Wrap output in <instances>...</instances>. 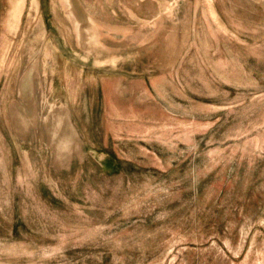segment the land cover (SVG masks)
<instances>
[{
	"label": "rangeland",
	"instance_id": "obj_1",
	"mask_svg": "<svg viewBox=\"0 0 264 264\" xmlns=\"http://www.w3.org/2000/svg\"><path fill=\"white\" fill-rule=\"evenodd\" d=\"M85 2L137 58L93 90L51 58L92 157L14 135L1 27L0 264H264V0ZM105 151L129 173L105 175Z\"/></svg>",
	"mask_w": 264,
	"mask_h": 264
},
{
	"label": "water",
	"instance_id": "obj_2",
	"mask_svg": "<svg viewBox=\"0 0 264 264\" xmlns=\"http://www.w3.org/2000/svg\"><path fill=\"white\" fill-rule=\"evenodd\" d=\"M108 25L85 0H0V32L7 27L12 35L3 41L6 47L13 46L9 60L14 66L10 77L13 93L7 111L14 135L27 141L39 129L41 152L48 153L56 164L78 161L87 150L92 157L91 152L97 151L93 140L85 139L73 105L65 97L68 92L52 81L55 61L51 58L55 55L63 63L69 61L87 71L92 90L97 77L126 72L137 58L113 48L104 35ZM90 135L97 139L95 132ZM105 152L98 159L105 175L129 173L125 167L129 162ZM41 193L48 196L47 188ZM13 232H19L16 225Z\"/></svg>",
	"mask_w": 264,
	"mask_h": 264
}]
</instances>
